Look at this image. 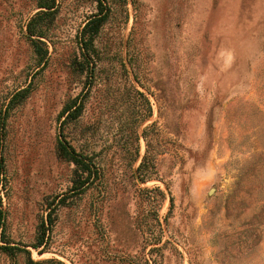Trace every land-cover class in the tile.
<instances>
[{
	"label": "rangeland",
	"instance_id": "rangeland-1",
	"mask_svg": "<svg viewBox=\"0 0 264 264\" xmlns=\"http://www.w3.org/2000/svg\"><path fill=\"white\" fill-rule=\"evenodd\" d=\"M44 2L0 0V264H264V0Z\"/></svg>",
	"mask_w": 264,
	"mask_h": 264
},
{
	"label": "trees",
	"instance_id": "trees-1",
	"mask_svg": "<svg viewBox=\"0 0 264 264\" xmlns=\"http://www.w3.org/2000/svg\"><path fill=\"white\" fill-rule=\"evenodd\" d=\"M98 1V5L99 8H102V3L101 0H97ZM40 8L46 9V10H51L54 8V0H46V2H44ZM44 12H41V14H43ZM41 14L36 15V18L39 17ZM106 19V14L104 12V10L99 9L98 13L94 16L91 17V19L89 20V22L86 24L83 33H82V38H81V42L80 44L82 45V50L84 51V53L82 54L83 56V62H85L87 64V71L90 72V76L91 73H93L94 71V67L90 66V58L89 55L87 54V45L91 42V39L93 36H95L101 25L103 24V22ZM34 20V19H33ZM32 20V22H33ZM27 32L29 34V37H41L39 35L36 34L35 32V27L32 25V23L28 24L27 26ZM87 35V39L85 38V36ZM33 42V40H32ZM38 43H41L39 41H37ZM39 52L42 53L41 57H44L47 55V51L46 50H42L39 49ZM41 62V61H39ZM23 93H25V91H20L17 92L14 97L20 96ZM81 108L82 105L81 103L77 104L75 103L73 105V107H70L67 110L68 113V118L75 120L80 116L81 113ZM57 150L58 153L61 157H63L66 161L70 162L71 164H73L75 166L74 169V173L76 175V180L74 183V190L77 191L76 193L78 195H81L85 192V190L87 189V184L90 182L91 176L93 175L92 173V169L94 171H96L95 166H93V164L91 163V161L83 156L82 154L77 153L71 146L67 145L64 141H59L57 144ZM152 161V158H150L148 155H145L142 159V164L140 165L139 169H138V173L140 175L144 176V169L147 168V166L149 165V163ZM63 203V202H61ZM3 218V215L0 213V219ZM50 215L48 216V221L45 223L43 222L41 225L44 228L45 226L49 229L52 226V222L49 220ZM2 226V223H0V228ZM45 229L41 235L40 238H38L37 240V245L33 246V248L38 249L39 247L45 246L46 245V239H45ZM0 241L2 243H5L6 245L4 246H0V251L3 253H6L8 255H14L17 251H20L17 248H13L10 247L8 245L7 242H5V238L3 235V230L0 233ZM27 254V259H26V264H64L61 261H57V260H46V261H42V262H35L31 259L30 257V253L25 252ZM39 254L42 253V251L38 252Z\"/></svg>",
	"mask_w": 264,
	"mask_h": 264
}]
</instances>
